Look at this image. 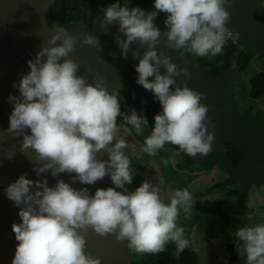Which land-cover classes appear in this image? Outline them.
Wrapping results in <instances>:
<instances>
[{
  "label": "clouds",
  "instance_id": "obj_1",
  "mask_svg": "<svg viewBox=\"0 0 264 264\" xmlns=\"http://www.w3.org/2000/svg\"><path fill=\"white\" fill-rule=\"evenodd\" d=\"M232 0H154L157 11L145 12L139 6L129 7L117 2L102 9L100 26L105 33L108 25L119 24L116 44L121 56L128 58L131 46L139 44L147 50L131 51L138 59L135 71L137 83L151 90L161 111L154 116L151 135L145 138L144 151L155 156L166 143L176 145L188 156L207 155L215 139L209 128V108L201 101L206 93L176 85L175 77L191 79L187 66L178 67L164 52L157 53L160 37H166L167 48L181 49L197 56L222 52L230 34L225 25L231 14L226 6ZM159 13H166L167 31L155 26ZM54 35L42 46L34 59L27 61L30 71L21 76L18 96H9L14 105L6 129L13 137H22L20 152L39 163L34 166L37 177L61 173L71 176V183L56 179H27V173L5 188V194L16 207L20 223L12 224L18 242L11 264H101L99 257L87 253L86 236L89 229L100 237L114 236L127 241L139 253L164 251L167 243L182 252L189 244L185 229L177 225L181 210L191 215L192 196L187 189L176 190L170 203H164L160 189L144 181L130 194L125 187L133 180L129 156L122 149L128 144L116 139L117 118L131 125L137 134L148 125L146 118L123 114L118 91L109 92L103 77L89 84L87 76L78 75L80 64L70 58L76 51L78 35L64 27L51 29ZM80 42L102 50L97 36L84 34ZM235 63V61H233ZM165 69L164 74L160 68ZM150 77L154 79L149 80ZM115 141V143H114ZM106 152L109 159H98ZM165 165L168 161H162ZM74 174V175H73ZM110 176L115 186L97 188L94 195L87 187ZM116 189H122L117 191ZM235 247L246 256L247 264H264V223L240 227L235 233Z\"/></svg>",
  "mask_w": 264,
  "mask_h": 264
},
{
  "label": "water",
  "instance_id": "obj_2",
  "mask_svg": "<svg viewBox=\"0 0 264 264\" xmlns=\"http://www.w3.org/2000/svg\"><path fill=\"white\" fill-rule=\"evenodd\" d=\"M54 1L0 0V264H11L18 243L12 232V224L21 222L18 215L19 208L5 194L6 184L15 182L24 173H27L26 178L31 180L46 178L50 187L55 185L56 179L71 183V176L65 173H61L57 178H53L50 173L37 177L33 169L39 162L34 159L30 162L28 159V156H34V154L30 150L27 154L21 153L22 137H13L6 131L9 127V116L14 107L12 103H9V96L19 95L18 88L13 87V84H18L21 76L30 71L27 61L34 59L36 53L42 46H46L47 40L54 35L51 29L55 28L48 24L46 18L49 6ZM261 1L232 0L231 6H226L231 19L225 27L230 29L233 35H240L245 41H256L260 47L259 53H264V8L261 6ZM78 3L79 16L64 28L71 34L78 35L80 40L86 33L97 36L102 50L98 51L78 40L76 51L70 54V58L80 64L77 74L87 76L89 84H93L97 76L103 77L107 90L111 92L114 88L118 91L119 98L126 97V81L133 77L136 88L132 93L131 102L139 98L142 103H145L146 94L150 90L144 89L137 83L138 73L135 68L139 61L132 58L131 51L139 49L142 56L147 50L146 46L132 45L128 58L124 59L121 56V49L115 42L117 36L125 39L123 34L118 32V22L108 25L107 33L100 26L104 16L102 9L108 7L106 0H78ZM139 7L146 13L157 11L154 8V0H147ZM166 18V13L158 12L154 20L155 26L161 31L168 30L164 24ZM160 40L161 43L156 47L158 55L164 52L178 67L186 65L191 73V79L187 81L183 75L175 77L177 83L173 87H183L186 84L193 90L207 94L203 104L208 106V118L214 122L208 124L207 131L215 135L210 152L227 154L225 142L230 141L245 154L237 166H234L230 159L226 160L225 170L228 177L224 181V183H230L240 180L242 200H244L252 182L257 185L264 184V124L259 128H253L249 109L235 116L237 101L232 98V90L235 85L240 84V66L231 65L222 68L216 74H209L201 67L197 55L189 58L179 49L167 48L164 44L166 37L162 36ZM164 72L165 69L161 67L160 73L164 74ZM122 151L129 156L127 148ZM204 156L197 154L195 157H189L197 161ZM97 158L109 159L108 154L103 151L97 154ZM72 186L77 189L87 187L92 195L97 188H115L110 176H105L93 185H82L76 182ZM125 187L128 190L127 193H123L122 189L116 190L123 194H130L134 192L136 184L132 182ZM86 240L85 251L93 257H99L101 264H134L128 255L126 240L116 241L111 235L100 237L91 229L88 231ZM207 251L211 264H226L216 256L210 242ZM237 253L238 250L235 249L227 264H241L236 259ZM175 264H180V261L177 260Z\"/></svg>",
  "mask_w": 264,
  "mask_h": 264
},
{
  "label": "rangeland",
  "instance_id": "obj_3",
  "mask_svg": "<svg viewBox=\"0 0 264 264\" xmlns=\"http://www.w3.org/2000/svg\"><path fill=\"white\" fill-rule=\"evenodd\" d=\"M264 6V0L262 1ZM229 36H232L234 40L236 37L231 34L229 29ZM264 69V57L259 58L255 56L249 62V65L245 72L241 73L242 80L245 82L251 77V75L258 70ZM235 97L239 100L240 107L243 108L244 105L251 102L248 94V86L245 87H235ZM256 108L264 109V96L258 98L254 101ZM121 112L126 115L131 114V110L135 109L138 116L144 118V114L140 107L134 106L128 101H122L120 99ZM117 125L119 126V131L116 134V139L126 140L129 150V156H138L142 150L145 148L144 141L141 140L133 131L130 130L128 125L124 123L123 116L117 118ZM115 142V141H114ZM168 153L169 157H166ZM179 154L177 151L170 149L168 147H163L159 149L155 156H150L149 162L144 169L135 170L133 169V164L131 168L134 173L139 174L142 172L146 174L149 181L154 187L160 189V195L164 203H170L172 194L176 190L187 189L192 196V206L193 203H196L197 200H202L203 203L208 205L207 209L204 210H194L191 208L193 214L189 217L185 216L181 210L180 215L177 219V225L185 229L184 238L189 241V244L193 243V248L199 250L201 253L200 247H203L201 244L203 240L201 238V233L204 230L205 226L211 223L213 220H217L218 225L223 226V222L228 223L229 218L236 217L238 221H244L247 218L246 223L249 226H255L259 223H264V219H261L257 215V209L262 201H264V193L258 192L259 189L252 188L249 193V199L245 202H242L239 197L240 193L238 191H231L228 193V190L231 189L232 185L227 183L216 184L215 188L209 189L206 193L208 187L212 186L215 182L221 181L225 176L223 170L217 165L212 166L206 171H195L193 173L194 179L196 181L192 185L193 189L203 190L204 195L195 196L189 185L191 182L188 180L190 177L185 176L176 170L175 163L178 161ZM167 160L168 163L165 165L162 163L163 160ZM195 196V197H194ZM217 202V203H216ZM216 203V204H215ZM218 204V205H217ZM217 205V206H216ZM250 205H255V207H250ZM218 207V208H217ZM248 216V217H247ZM187 228L190 229L191 233L194 234L193 239L189 240L186 231ZM232 228L229 225L226 226V231L231 230ZM127 242V241H126ZM128 245V243H127ZM206 257L202 254L200 255L201 264H206Z\"/></svg>",
  "mask_w": 264,
  "mask_h": 264
},
{
  "label": "trees",
  "instance_id": "obj_4",
  "mask_svg": "<svg viewBox=\"0 0 264 264\" xmlns=\"http://www.w3.org/2000/svg\"><path fill=\"white\" fill-rule=\"evenodd\" d=\"M110 1L113 3L117 2V0ZM119 2H121V0H119ZM77 10L78 7L76 0H55L52 4H50L48 9V24L53 28L69 24L73 17H77ZM179 50L185 56H194L193 53L187 52L184 48H181ZM257 53V45L249 44L242 46L239 43L235 42L233 38H229L227 36L226 44L224 45L220 54L212 56L211 53H209L206 56H199L198 59L205 71L216 73L222 67H229L231 65H240L241 70H245L250 60L257 56ZM233 61H235V63H233ZM152 79H154V77L149 78V80ZM128 85V89L130 92L136 87L135 80L132 78L129 81ZM246 86H248V94L249 98L251 99V102H249L248 105L252 107L256 99L264 96V70L253 74L251 78L246 82ZM138 104L144 114V118H146L148 121V125L144 126L145 129L152 130V128L154 127V116L161 111L159 101L155 97L154 93L150 90L146 94V102H138ZM260 124L261 122L255 123V126H258ZM128 127L143 141L146 137H148L149 134H151V131L148 132L147 135H145L144 131L141 134H137L135 132V129L131 125H128ZM226 147L228 157L232 160L233 163L238 164L243 157V153L239 151L236 145L232 142L227 141ZM129 159L131 161V164H133V169L141 170L144 169L149 162L150 155L142 150L138 156H129ZM225 161L226 156L224 154L217 151H212L206 157L199 160V167L208 169L212 166L217 165L223 168ZM191 162L192 164H195L194 161ZM132 182L136 184V188H138L143 183L141 176L134 173V171ZM9 184H7V186ZM240 227L246 226L241 225ZM127 252L135 264H175L177 259L180 260V264H197L198 261V256L195 251H191L186 247L182 252H177L176 246L172 242L167 243L164 251L158 253H139L130 248L128 245Z\"/></svg>",
  "mask_w": 264,
  "mask_h": 264
},
{
  "label": "flooded vegetation",
  "instance_id": "obj_5",
  "mask_svg": "<svg viewBox=\"0 0 264 264\" xmlns=\"http://www.w3.org/2000/svg\"><path fill=\"white\" fill-rule=\"evenodd\" d=\"M145 1H147V0H144V1H141V0H121V4L123 5L125 2H127L128 4H129V7H134V6H140V5H142ZM263 1V0H262ZM261 1V6L264 8V6L262 5V2ZM76 3H77V7H78V10H77V17L79 16V11H80V6H79V3H78V0H76ZM106 3H107V6H109L110 4H112L113 2H111L110 0H106ZM48 13V12H47ZM77 17H73L72 18V20L70 21V23H72ZM46 18H47V14H46ZM48 22V21H47ZM69 23V24H70ZM69 24H66V25H61V26H58V27H64V26H67V25H69ZM57 28V27H56ZM232 34V33H231ZM233 35V34H232ZM233 36H235L236 37V40H234L235 42H237V43H239L240 45H249V44H255V45H257L258 46V53H257V57H259V58H262V57H264V53H259V49H260V47H259V45L257 44V42L256 41H254V40H250V41H245L240 35H238V36H236V35H233ZM228 37L229 38H233L232 36H229L228 35ZM182 53V52H181ZM183 54V53H182ZM184 55V54H183ZM187 57H189V58H194L195 57V54H194V56H187ZM199 57V56H198ZM199 60V59H198ZM199 63H200V61H199ZM200 65H201V63H200ZM249 65V64H248ZM240 66V65H239ZM202 67V66H201ZM248 67V66H247ZM247 67L245 68V70H241V67H240V70H239V80H240V84H238V85H235L234 87H233V90H232V92H233V95H232V98L233 99H235L236 101H237V103H236V109H237V111H236V114H235V116H238L240 113H242V112H244L246 109H249V116L252 118V121H251V124H252V126H253V128H259V127H261V126H263V124H264V109H262V108H256L255 107V105H253L252 107L251 106H249L248 104L249 103H247L246 105H244V107L243 108H241L240 107V104H239V100L238 99H236V97H235V87H238V86H241V87H245L246 86V82L244 81V80H242V77H241V73H243V72H245L246 71V69H247ZM203 68V67H202ZM222 68H225V67H222ZM221 68V69H222ZM220 69V70H221ZM219 70V71H220ZM262 70H264V69H262ZM218 71V72H219ZM259 71H261V70H258V71H255L253 74H255V73H257V72H259ZM207 72V71H206ZM218 72H216V73H218ZM207 73H209V74H216V73H210V72H207ZM252 74V75H253ZM251 75V76H252ZM133 77H131L129 80H127L126 81V87H127V95H126V97L125 98H119V99H121L122 101H128L129 103H131V104H133L134 106H138V107H140L139 106V104H138V102H141L140 101V99L139 98H137L136 100H135V102H131V97H132V93H133V91H134V89L136 88H134V89H132L130 92H129V89H128V83H129V81L132 79ZM251 78V77H250ZM249 78V79H250ZM134 79V78H133ZM248 79V80H249ZM135 80V79H134ZM136 83V82H135ZM113 90H114V88H113ZM115 91V90H114ZM127 99V100H126ZM202 104H203V100H202V102H201ZM258 112V113H257ZM261 112V113H260ZM258 122H261V124L260 125H258V126H255V123H258ZM214 122L213 121H210V122H208V124H213ZM151 131V129H145V127H144V133H145V135H147L148 134V132H150ZM149 135H151V134H149ZM148 135V136H149ZM144 138V137H143ZM227 142V141H226ZM226 142H225V146H226ZM230 142V141H229ZM234 144V143H233ZM164 147H168V148H170V149H173L174 151H177L178 152V154H179V158H178V161L175 163V168H176V170H178V171H180V173H182V174H184L185 176H189L190 178L188 179L190 182H191V184L189 185V187L191 188V189H193L192 188V185H194V183L196 182V181H193L192 182V180L194 179V176H193V173L195 172V171H206V170H208V169H203V168H200L199 167V160H201L202 158H204V157H206L207 155H205L204 157H202V158H200V159H198L197 161H194L191 157H189L185 152H183V151H181L180 149H179V147L178 146H174V145H172V144H170V143H167V144H165V146ZM237 147V146H236ZM227 148V147H226ZM238 149V148H237ZM129 151V150H128ZM243 153V152H242ZM223 154V153H222ZM225 156H226V160L227 159H230L229 157H228V152H227V154H224ZM166 157L168 158L169 157V155H168V153H166ZM245 157V154L243 153V157L241 158V160L243 159ZM231 160V159H230ZM241 160H240V162H241ZM191 161H194L195 162V164L193 163L192 164V162ZM232 161V160H231ZM240 162L238 163V164H235V163H233V165L234 166H237V165H239L240 164ZM225 165H226V161H225V164H224V167L223 168H221L220 166V168H221V170H223V172H224V174H225V176L223 177V179L221 180V181H218V182H215L214 184H213V187L212 186H210V187H208V189H207V191H206V193L208 192V190L209 189H213V188H215V186H216V184H219V183H222L223 184V182L226 180V178L228 177V173H227V171L225 170ZM140 176H141V179H142V181L144 182V181H146L148 178L146 177V174H144V173H140ZM14 181H12V182H10V183H13ZM7 184H9V183H7ZM7 184H6V186H5V188L7 187ZM228 185H232V187H231V189H229L228 190V193L229 192H231V191H238L239 193H240V195H239V197L241 198V200H242V182L240 181V180H235V181H233V182H230V183H227ZM252 188H257V189H259V191L258 192H260V193H264V184L263 183H260V184H255L254 182H252L251 184H250V186H249V188H248V191H247V195H246V198L244 199V200H242V202H245L246 201V199H247V201H248V199H249V193H250V190L252 189ZM192 192H193V195H195V196H202V195H204V193H203V190H196V189H193L192 190ZM194 196V197H195ZM217 203V202H216ZM215 203V204H216ZM218 205V204H217ZM216 205V206H217ZM208 205H206L205 203H203L202 202V200H197L196 201V203H193V206H192V208L194 209V210H204V209H207L208 207H207ZM250 207L252 208V207H255V205H250ZM218 208V207H217ZM257 215L261 218V219H264V201H262L261 203H260V205H259V207H258V209H257ZM191 214H193L192 213V211H191ZM190 216V215H189ZM188 216V217H189ZM248 217V216H247ZM246 220H247V218H245ZM228 220V223H226L227 225H229V227H231L232 229L231 230H229V231H226V226L227 225H225V222H223V226H220V225H218L216 222H218L217 220H213L211 223H209L208 225H206L205 226V228H204V230L202 231V233H201V238H202V240H203V243L201 244L203 247H200V250H201V253L199 254V250L198 249H195V248H193V243L191 242L190 244H188V246H187V248L189 249V250H191V251H195L196 252V254H197V256H198V261H197V264H201V262H200V255L202 254L203 256H205L206 257V264H211V259H210V257H209V253H208V251H207V246H208V244H209V242H210V244L212 245V247H213V250H214V252H215V254H216V256L221 260V261H223L224 263H228V261H229V258H230V256H231V254H232V252L236 249V247H235V243H236V240H235V237H234V233H235V231L241 226V225H245L246 227H248L249 225H248V223H246V220H242V221H238V219L236 218V217H232V218H229V219H227ZM187 230H188V232L186 231V233H187V235H188V239L189 240H192L193 239V236H194V234L193 233H191V231H190V229L189 228H187ZM129 255V254H128ZM130 257V256H129ZM131 259V258H130ZM236 259H237V261L239 262V263H241V264H244V263H246L247 261H246V256L245 255H240V253L238 252L237 254H236ZM132 260V259H131ZM177 260H179V259H177ZM180 261V260H179ZM133 262V261H132ZM177 262V261H176ZM134 263V262H133ZM135 264V263H134Z\"/></svg>",
  "mask_w": 264,
  "mask_h": 264
}]
</instances>
